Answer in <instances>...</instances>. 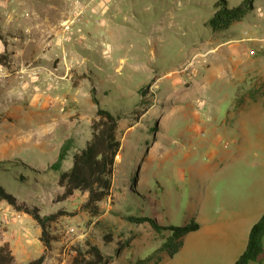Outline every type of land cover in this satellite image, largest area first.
<instances>
[{"label":"rangeland","instance_id":"374dc122","mask_svg":"<svg viewBox=\"0 0 264 264\" xmlns=\"http://www.w3.org/2000/svg\"><path fill=\"white\" fill-rule=\"evenodd\" d=\"M51 1L58 3L59 14L80 7ZM214 1L107 0L101 8L95 0L89 24L75 17L72 28L80 30H71L62 45L73 51L71 56L84 57V68L92 72L74 73L72 85L69 79L54 84L51 74H41L43 83L29 91L21 112L38 110L33 103L50 97L59 127L36 141L17 143L4 158L14 163H6L8 170L1 174L4 189L34 203L40 213L60 206L65 213L52 224L55 239L44 248L35 220L0 201V245L20 234L32 240L29 257L43 254L45 264H67L92 246L104 264H154L157 254L162 259L156 264L233 263L264 211V0H254L243 18L218 31L205 24ZM226 1L233 6L239 0ZM15 6L14 1L6 5ZM22 9L27 12L15 22L21 29L36 30V17L55 12L42 1ZM62 45L53 40L51 49ZM71 94L74 103L60 111V99ZM91 94L99 106L120 116L111 188L94 216L81 207L79 194L69 203L52 202L59 188L57 172L48 168L57 159L62 167L71 164V152L62 147L66 133L82 145L90 136L97 107ZM51 117L20 118L15 127L38 129ZM18 160L39 173L15 164ZM141 214L173 225L194 219L201 230L189 233L183 249L171 257L159 251L140 262L166 235L148 222L125 218Z\"/></svg>","mask_w":264,"mask_h":264},{"label":"crops","instance_id":"0c3cea01","mask_svg":"<svg viewBox=\"0 0 264 264\" xmlns=\"http://www.w3.org/2000/svg\"><path fill=\"white\" fill-rule=\"evenodd\" d=\"M11 1H14V5L16 6L9 10L6 5L7 2L10 3ZM41 1L46 2L48 10L50 12L55 11L54 14L46 17H36V23L38 26L36 30L27 27L21 29L15 22L19 20L20 17H23V13L27 12V10L22 9V7L35 6L37 2ZM93 1L95 0H63V8L66 6L76 8V5H80V7L71 12L70 15H64L66 12L65 9H62L60 14L56 12L59 5L51 0H2L0 2V8L5 6L3 13L1 14L0 12V29L5 41V44L0 41V52L6 50L8 54V65L0 63V161L4 163V166H6V163H14V161L4 158L9 157V154L13 152L12 148H15L17 143H29L31 140L36 141V139L41 136L53 133L54 129L59 127L61 120H58L53 116L52 103L54 99L50 97L44 102L37 99L33 103V106L38 108V110L28 108L25 112H21V108L23 107L21 104L29 97V91L38 89L41 83H43L41 74H51L52 77L49 78V81L53 82V80H56L54 84H58L62 79H69L72 85V75L74 73L86 72L87 70L92 72L90 68H84L83 63L85 62V58L83 55L82 59H77L73 57V55L71 56L73 51L70 49H64L62 44L64 41L67 42V40L71 39V30L73 34H75L76 31L78 32V29L80 30V27H76V30L72 28L75 17L78 15L83 16L85 25L89 24L90 21L88 16H94L93 11L96 10V5H93ZM97 1L98 5L103 8L105 7L104 2L107 0ZM96 14L97 16L99 15V13ZM95 21L97 20L95 19ZM64 22H69L68 30L63 29L62 23ZM53 40L56 42L57 47L62 45V48L58 49L57 47H53V49H51V42ZM76 50L78 53L85 54L83 48H76ZM47 52L49 54H47ZM94 53L98 55L99 52L94 51ZM57 70H59V73ZM32 71H34L35 74H32ZM85 79L86 78L84 77L83 80ZM72 94H75V91ZM72 94L70 97L60 99V111L64 110L65 105L68 106L66 109L67 111L70 109L71 103H74L76 99L74 96L72 97ZM39 114L51 115L52 117L50 120L52 123L45 124L38 129L29 130L22 128V126L19 128L15 127L20 118L28 120ZM68 128L70 129V127ZM65 136L66 138L62 143V147L70 151L71 154L83 146L80 141H77V139L75 141L74 136L68 135L67 133ZM88 138H85L83 142ZM68 145L70 147L67 148ZM186 156H188V154H186ZM17 163H19V165L26 164L22 160L15 162V164ZM28 166L31 167L30 165ZM49 167L50 165L48 168ZM66 167L68 166L66 165ZM192 168L194 169V167ZM196 169L200 172L198 165H196ZM196 169L194 170L196 171ZM60 192L61 188H59V193ZM200 230L201 227L199 225L196 230L186 233V236H183L182 245L178 251L185 246V239L189 233H199ZM11 236H14V238H12V242H8V247L13 255L12 264H22L27 260L34 258L29 257L28 255L29 251L32 250L33 245L31 239L20 237V234ZM261 254L264 257V247H262ZM254 263L264 264V262ZM41 264H45V262L43 261Z\"/></svg>","mask_w":264,"mask_h":264},{"label":"trees","instance_id":"16d2710c","mask_svg":"<svg viewBox=\"0 0 264 264\" xmlns=\"http://www.w3.org/2000/svg\"><path fill=\"white\" fill-rule=\"evenodd\" d=\"M254 7V0H240L233 6H228L226 0H215L213 2V12L206 19L205 24L212 31L223 30L229 27L234 21L243 18ZM0 41L5 44L3 34L0 29ZM8 54L6 50L0 52V63L8 65ZM93 91V89H92ZM96 104V118L90 125V136L84 141L83 146L71 154L70 166L63 168L61 160H55L50 169L57 172L56 185L61 188L60 193L55 194L52 202L64 203L70 202L73 194H79L81 198L80 205L84 209H88L90 215L94 216L99 211L98 203L109 194L111 188V173L114 164L115 154L119 150L120 141L116 136L117 123L120 119L118 113L99 106L96 97L91 94ZM25 169L37 172L28 165L21 164ZM7 167L0 161V201H4L15 211H22L29 214L39 226V240L44 248H49L50 243L55 237L51 234L52 224L65 213V207L60 206L56 210L48 213H40V209L34 203L27 202L15 195L7 192L3 187V178L1 174L5 172ZM28 173V172H27ZM19 176L24 178L22 174ZM132 181L135 176L132 174ZM64 201V202H63ZM125 218L134 223L148 222L152 229L158 233L165 232L166 235L161 241L158 248L139 261H150L153 256L163 251L168 257H171L182 245L183 236L199 227V223L194 219H189L181 225L163 224L150 215H126ZM262 235H264V211L258 219L251 225L247 241L244 249L235 259L233 264H248L249 262H264L262 256ZM43 254L27 260L22 264H41L43 262ZM161 256L156 255L153 263L161 261ZM13 255L8 244L0 245V264H12ZM103 263V256L98 248L92 246L89 251L78 252L71 262L67 264H100Z\"/></svg>","mask_w":264,"mask_h":264},{"label":"built area","instance_id":"2783aa9c","mask_svg":"<svg viewBox=\"0 0 264 264\" xmlns=\"http://www.w3.org/2000/svg\"><path fill=\"white\" fill-rule=\"evenodd\" d=\"M62 26H63V29L64 30H68L69 29V22L62 23ZM78 31H79V29H78ZM31 73L32 74H35L34 71H32ZM55 82H56V80H53V83H55ZM2 220L8 221L9 219L4 216V217H2ZM69 230L72 231L73 229L70 227Z\"/></svg>","mask_w":264,"mask_h":264}]
</instances>
